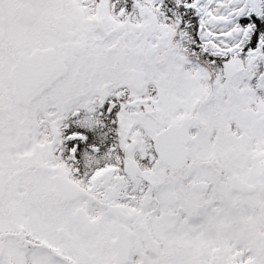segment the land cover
<instances>
[{
  "label": "snow or ice",
  "instance_id": "6c2138e0",
  "mask_svg": "<svg viewBox=\"0 0 264 264\" xmlns=\"http://www.w3.org/2000/svg\"><path fill=\"white\" fill-rule=\"evenodd\" d=\"M0 264H264V0H0Z\"/></svg>",
  "mask_w": 264,
  "mask_h": 264
}]
</instances>
